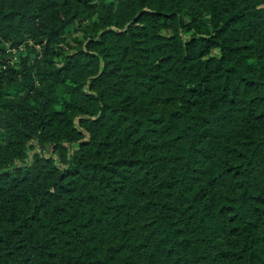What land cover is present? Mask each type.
Returning <instances> with one entry per match:
<instances>
[{
	"label": "trees",
	"instance_id": "obj_1",
	"mask_svg": "<svg viewBox=\"0 0 264 264\" xmlns=\"http://www.w3.org/2000/svg\"><path fill=\"white\" fill-rule=\"evenodd\" d=\"M0 264H264V0H0Z\"/></svg>",
	"mask_w": 264,
	"mask_h": 264
},
{
	"label": "rangeland",
	"instance_id": "obj_2",
	"mask_svg": "<svg viewBox=\"0 0 264 264\" xmlns=\"http://www.w3.org/2000/svg\"><path fill=\"white\" fill-rule=\"evenodd\" d=\"M90 23V21L88 20L87 21V24H89ZM75 34H79V32H76ZM70 37H72V36H70ZM72 39H74V38H72ZM219 51V49L217 48V47H215L214 49H213V53H217Z\"/></svg>",
	"mask_w": 264,
	"mask_h": 264
}]
</instances>
